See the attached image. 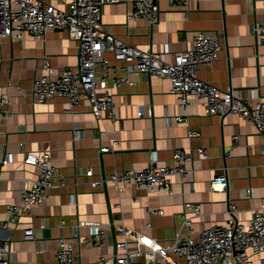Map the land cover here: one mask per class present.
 <instances>
[{"label":"crops","instance_id":"crops-1","mask_svg":"<svg viewBox=\"0 0 264 264\" xmlns=\"http://www.w3.org/2000/svg\"><path fill=\"white\" fill-rule=\"evenodd\" d=\"M41 1L68 12L71 0ZM132 1L102 7L103 31L140 50L150 49L168 64L192 47L196 33H215L222 47L219 58L210 67H201L198 77L252 104L264 99V48L253 32L262 20L264 0H193L189 7L159 0L158 18L152 25L144 19H128ZM78 54L77 40L65 29L48 30L38 40L29 34L20 40H0V95L10 100V115L0 121V243L9 242L11 264H55L61 238L72 247L76 264H96L100 254L115 255V244L122 240L118 227L140 231L167 246L185 218L191 219L197 232L228 227V204L237 207L236 218L242 224L264 207V146L255 126L236 114L205 115L193 95L183 109L170 93L167 78L132 73L130 83L117 89H111L109 81L114 122L95 120L86 100L72 113L65 112L64 98L36 103L34 81L55 79L62 69L75 68ZM106 57L111 59V54ZM176 117L187 120L179 122ZM188 131H198L201 137L189 139ZM114 141L113 150L100 151ZM22 142L26 151L50 153L66 184L26 211L17 225L9 223L2 229L9 220L8 206L19 204L23 181L35 179L38 173L23 165ZM199 145L208 150L206 162L196 156ZM175 150L190 153L191 159L185 164L183 181L173 177L172 195L136 187L118 192L110 182L92 188L84 175L91 170L93 179H104L116 171L144 170L152 161L173 165ZM6 157L9 160L3 163ZM222 174L227 189L212 191V179ZM187 203L199 205L201 215L194 217L185 209ZM149 210L163 214L150 215ZM28 227L34 230V240L23 239ZM99 229L105 231L101 251L83 243ZM182 236L191 234L182 229ZM128 248L135 250V243Z\"/></svg>","mask_w":264,"mask_h":264},{"label":"built area","instance_id":"built-area-1","mask_svg":"<svg viewBox=\"0 0 264 264\" xmlns=\"http://www.w3.org/2000/svg\"><path fill=\"white\" fill-rule=\"evenodd\" d=\"M120 1L71 0L68 12H62L41 0H0V40H20L24 34L38 40L43 39L48 30L65 29L78 42V65L62 69L55 79L41 77L35 80L32 88L35 102L46 104L54 98H64L67 104L65 112L72 113L82 100H86L95 120L107 118L114 122L116 118L109 81L111 89H117L130 83L132 73L167 78L171 84L170 93L183 109L188 107L187 97L193 95L202 103L205 115L224 117L236 114L255 126L264 146V99L252 104L250 100L221 91L198 77L201 67L208 68L218 60L222 48L220 37L215 33L198 32L193 36L190 49L180 52L174 63H164L150 49L140 50L103 31L102 7ZM192 1L168 0L171 5L185 7H189ZM158 13L159 0H134L127 17L144 19L152 25L157 21ZM253 32L264 48V7L262 20L255 25ZM107 53L111 54V59L106 57ZM43 64L50 71L45 57ZM98 91L102 95H98ZM9 115L10 100L6 95H0V121H5ZM176 120L182 122L187 118L176 117ZM75 135L78 137L79 131ZM187 137L200 138L201 134L188 131ZM19 146L23 153V165L36 168L38 173L35 179L23 181L19 204L8 206L9 220L1 224L2 229L8 228L9 223L17 225L26 211L43 204L50 193L59 191L66 184V178L53 164L50 153L26 151L23 142ZM116 146L114 141L100 151L109 152ZM195 153L199 160H209L206 147L197 146ZM190 159V153L175 150L173 165H157L152 161L144 170L116 171L104 179H93L91 170L84 175L89 178L92 188L110 182L118 192L126 187H136L172 195L175 186L172 179L177 176L183 181L187 174L185 164ZM8 160L6 157L3 163ZM227 187V177L223 174L214 177L210 183L212 191L223 192ZM184 207L191 210L194 217L201 215L199 205L187 203ZM148 212L150 215L163 214L161 210ZM237 212L234 204H228L231 220L228 227L212 226L197 232L192 229L191 219L185 218L167 246L140 231L118 227L122 240L115 244V255L111 258L100 254L96 264H112V259L115 264H180L179 261L184 264H264V207L254 211L243 224L237 221ZM182 229L191 236H182ZM104 236L105 231L99 229L89 238H84L83 243L94 245L101 251ZM23 239L34 240L32 227L23 229ZM130 242L135 243V250L128 248ZM10 255L9 242L0 243V264H11ZM55 264H76L72 247L62 238L57 240Z\"/></svg>","mask_w":264,"mask_h":264},{"label":"water","instance_id":"water-1","mask_svg":"<svg viewBox=\"0 0 264 264\" xmlns=\"http://www.w3.org/2000/svg\"><path fill=\"white\" fill-rule=\"evenodd\" d=\"M103 185H105V183H103ZM111 231H112V232L114 231L113 226H111ZM236 264H240V263L237 262Z\"/></svg>","mask_w":264,"mask_h":264}]
</instances>
